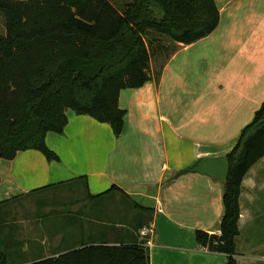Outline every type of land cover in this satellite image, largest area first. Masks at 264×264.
Listing matches in <instances>:
<instances>
[{"label":"crops","instance_id":"crops-1","mask_svg":"<svg viewBox=\"0 0 264 264\" xmlns=\"http://www.w3.org/2000/svg\"><path fill=\"white\" fill-rule=\"evenodd\" d=\"M214 1L220 24L212 35L191 46L175 43L158 82L120 92L118 105L126 111L120 137L107 124L68 111L63 133L45 139L56 162L34 151L0 160V203L8 202L0 209V247L9 264L100 243L142 244L149 264L228 262L195 238L197 230L220 234L223 183L191 170L203 158L226 156L264 101V0ZM112 186L127 198L88 196ZM65 189L59 202L65 199L70 211L2 215L23 199L52 206L54 192ZM240 210L234 258L264 264V158L244 178ZM22 230L33 234L24 248Z\"/></svg>","mask_w":264,"mask_h":264},{"label":"trees","instance_id":"trees-1","mask_svg":"<svg viewBox=\"0 0 264 264\" xmlns=\"http://www.w3.org/2000/svg\"><path fill=\"white\" fill-rule=\"evenodd\" d=\"M0 13L6 22V35H0V160L5 161L34 151L56 162L45 139L63 133L68 111L107 124L120 137L126 111L119 108V94L158 82L162 66L152 73V61L164 58V64L174 52L171 48L168 54L161 40L191 46L220 24L214 0H130L119 5L109 0H0ZM226 158L220 235L197 230L195 238L208 251L227 255L226 264H238L234 256L242 184L264 158V101ZM77 180L86 186L85 177ZM114 192L124 196L115 186L88 196L96 200ZM8 258L0 247V264H9ZM31 264H149V254L142 244H81Z\"/></svg>","mask_w":264,"mask_h":264},{"label":"rangeland","instance_id":"rangeland-1","mask_svg":"<svg viewBox=\"0 0 264 264\" xmlns=\"http://www.w3.org/2000/svg\"><path fill=\"white\" fill-rule=\"evenodd\" d=\"M109 1L112 4H114V5H119V4L123 3V2L130 1V0H109ZM0 35L1 36H5L6 35V22H5L4 16L1 13H0ZM161 42L164 43L169 48L168 49V54L171 53V51H170L171 48H174V51L177 50V47L174 44H171L172 42H170L168 39H163V40H161ZM163 59L164 58H160L158 60V62H156V63L152 61V63H151V71L150 72L155 74L156 71H159L161 69V66H162V69H163L164 64L167 62L166 61L163 64ZM250 116H251L250 118H252L253 115L251 114ZM66 190H68V189H65V191H63V190H58V192L55 191L54 195L51 198V201L53 202V205L51 206V204H49V205H47V208L43 207L44 203H41L42 200H34V201H32L30 199H25V200L23 199L22 201L13 204L10 208L6 207V210L2 213V215L5 216V217L8 216V219L13 218L15 216H16V218H21V217L29 218L30 215L32 216L34 214L35 209H36L37 212H40V213L44 212V210L46 211V209L51 210V212L53 210L54 211H59V210L70 211L71 208L69 207V204L66 203L65 199L63 200L64 204L62 206H60V202H59L60 194L61 193H66ZM35 201L41 203L42 206H40L39 204L37 205V203ZM30 204H32V206H29ZM21 226H22L21 229H23L25 227L24 225H21ZM53 226H55V225H53ZM23 231L24 230H22V232ZM29 232H30V230L25 232V233L23 232V234H19L20 237H21L20 241H21V244H22V248H24L25 247L24 244L27 241H29L30 238L33 237V234L32 233L29 234ZM0 238L1 239L5 238V232H1L0 233Z\"/></svg>","mask_w":264,"mask_h":264},{"label":"water","instance_id":"water-1","mask_svg":"<svg viewBox=\"0 0 264 264\" xmlns=\"http://www.w3.org/2000/svg\"><path fill=\"white\" fill-rule=\"evenodd\" d=\"M191 171L224 184L228 174V161L226 156L203 158Z\"/></svg>","mask_w":264,"mask_h":264},{"label":"built area","instance_id":"built-area-1","mask_svg":"<svg viewBox=\"0 0 264 264\" xmlns=\"http://www.w3.org/2000/svg\"><path fill=\"white\" fill-rule=\"evenodd\" d=\"M146 233V232H145ZM148 233V232H147ZM220 235V234H219ZM148 244H149V242H148Z\"/></svg>","mask_w":264,"mask_h":264}]
</instances>
